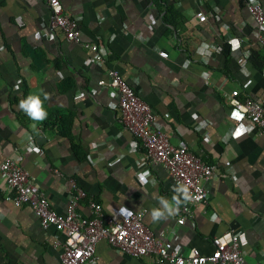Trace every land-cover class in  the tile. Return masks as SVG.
I'll return each mask as SVG.
<instances>
[{"label": "crops", "instance_id": "1", "mask_svg": "<svg viewBox=\"0 0 264 264\" xmlns=\"http://www.w3.org/2000/svg\"><path fill=\"white\" fill-rule=\"evenodd\" d=\"M60 2L77 21L78 41L49 26L46 0H0V160L13 157L56 212H64L73 179L118 216L122 206L143 209L152 232L182 250L207 253L211 236L231 229L244 264H264V135L227 101L233 89L238 98H264V52L246 0ZM196 11L205 18L191 20ZM83 42L100 44L103 63ZM107 68L149 104L173 143L216 166L204 181L207 201L182 224L176 218L186 201L174 215L151 220L150 210L161 197L172 200L176 183L130 148L132 133L115 116L114 90L96 83ZM29 94L40 96L45 120L20 110ZM145 171L147 184L139 179ZM11 192L0 176V264H59L52 244L62 235L41 229L28 203L6 200ZM88 209L81 199L80 212ZM94 255L84 264H165L116 251L104 239Z\"/></svg>", "mask_w": 264, "mask_h": 264}, {"label": "built area", "instance_id": "2", "mask_svg": "<svg viewBox=\"0 0 264 264\" xmlns=\"http://www.w3.org/2000/svg\"><path fill=\"white\" fill-rule=\"evenodd\" d=\"M50 14L49 26L57 28L70 40H79L77 21L72 17L60 0H46ZM246 7L254 22L256 41L264 52V9L258 0H246ZM205 14L196 11L191 20H203ZM98 42H83V46L93 52V60L103 63L104 56L99 52ZM166 56L165 50H159ZM99 86H109L115 93V116L121 126L132 133L129 144L132 150H139L144 161L161 165L176 184L188 186L191 199L186 201L181 214L176 218L182 224L190 217L192 207L207 201L204 181L216 166L192 152L185 143H173L162 126L155 125V114L120 75L107 68L103 76L96 80ZM243 117L264 135V98H238L233 89L227 98ZM234 124L237 117H229ZM33 150V147L28 148ZM138 152V151H137ZM53 172L58 174L56 169ZM0 176L12 190L5 199L15 206L28 203L38 220L41 229L53 228L62 239L52 244L59 249V264H84L94 259L95 244L104 239L116 251L127 255H152L158 262L165 264H244V250L239 234L226 229L210 238L211 249L201 252L197 247L182 250L172 244L171 239L156 235L143 222V209L132 210L131 215L118 216L117 210L109 205L85 195V191L75 180L70 179L71 190L64 212H56L37 184L28 178L27 171L13 157L5 156L0 160ZM87 197V198H86ZM86 199L88 214L79 210L80 200Z\"/></svg>", "mask_w": 264, "mask_h": 264}, {"label": "clouds", "instance_id": "3", "mask_svg": "<svg viewBox=\"0 0 264 264\" xmlns=\"http://www.w3.org/2000/svg\"><path fill=\"white\" fill-rule=\"evenodd\" d=\"M45 98H47L45 94ZM20 110L33 121H43L47 118V112L44 110L43 101L39 95L29 94L24 99L19 101ZM150 172L145 171L139 174V179L142 183H149L148 177ZM154 183V181H152ZM173 192L175 193L172 200L169 201L166 198L161 197L158 201V207H154L150 210V217L153 222L160 221L167 218V216L174 215L181 205L182 201H188L191 199V193L188 186L182 183H178L174 186ZM122 215H131V210L122 206L120 208Z\"/></svg>", "mask_w": 264, "mask_h": 264}]
</instances>
